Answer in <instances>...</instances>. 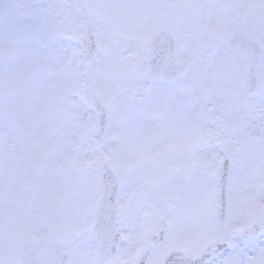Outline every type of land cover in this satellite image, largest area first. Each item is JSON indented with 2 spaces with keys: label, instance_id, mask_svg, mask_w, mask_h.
<instances>
[{
  "label": "snow or ice",
  "instance_id": "obj_1",
  "mask_svg": "<svg viewBox=\"0 0 264 264\" xmlns=\"http://www.w3.org/2000/svg\"><path fill=\"white\" fill-rule=\"evenodd\" d=\"M0 264H264V0H0Z\"/></svg>",
  "mask_w": 264,
  "mask_h": 264
}]
</instances>
